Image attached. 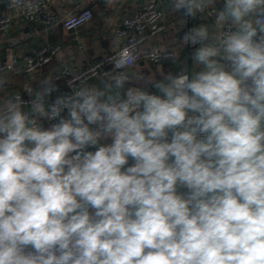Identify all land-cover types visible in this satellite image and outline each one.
Returning <instances> with one entry per match:
<instances>
[{
  "label": "clouds",
  "instance_id": "clouds-1",
  "mask_svg": "<svg viewBox=\"0 0 264 264\" xmlns=\"http://www.w3.org/2000/svg\"><path fill=\"white\" fill-rule=\"evenodd\" d=\"M223 4L200 71L0 107V264H264V0Z\"/></svg>",
  "mask_w": 264,
  "mask_h": 264
},
{
  "label": "crops",
  "instance_id": "crops-1",
  "mask_svg": "<svg viewBox=\"0 0 264 264\" xmlns=\"http://www.w3.org/2000/svg\"><path fill=\"white\" fill-rule=\"evenodd\" d=\"M144 2L145 0H52L53 6L64 17L76 14L85 8H90L94 16L73 30H66L59 24L40 28L37 32L18 8L10 7L5 0H0V17L6 15L11 18L10 26L0 36V60H13V68L1 75L0 107L14 102L18 93L25 94V86L29 84L34 86L36 93L46 87L53 88L51 96L48 97V103H51L57 96L64 95L67 90L66 78L70 74L83 67L88 61L119 48L122 39L115 32L116 25L124 17L132 15ZM158 2L164 11V22L167 27L160 33L149 37L144 47L175 48L178 50V55L174 59L157 65L148 61L135 63L128 69L129 79L124 89L128 87L148 88L152 81L161 80L173 74L170 62L177 59L182 48L186 46L183 36L179 35L186 26V13L183 9L175 8L176 0H158ZM218 7L222 10L224 4L219 2ZM192 17H196L195 28L200 26L208 28V43L213 42L215 37H221V25L223 24H218L217 20L198 11ZM51 43L61 45L60 51L52 61L41 73L26 74L23 70L24 56L32 50ZM192 46L173 66L177 70L176 73H195L201 70V67L191 60L192 53L200 45ZM106 85H112V91H117L115 82L111 81L108 76H92L85 83V87L95 86L99 89H105ZM124 89H119V91L123 93ZM152 91L155 90L152 89ZM22 107L28 111L30 104H23Z\"/></svg>",
  "mask_w": 264,
  "mask_h": 264
},
{
  "label": "built area",
  "instance_id": "built-area-1",
  "mask_svg": "<svg viewBox=\"0 0 264 264\" xmlns=\"http://www.w3.org/2000/svg\"><path fill=\"white\" fill-rule=\"evenodd\" d=\"M10 7L20 10L27 22L33 25L34 30L48 28L61 24L66 30H73L81 24L91 20L94 16L90 8H85L68 17L62 16L53 6L52 0H5ZM224 0H204L202 12L207 17L217 20L219 11L218 3ZM11 24L9 16L0 17V36ZM164 11L158 0H145L144 4L132 15L124 17L117 25L115 32L122 39L119 48L109 54L88 61L66 78L67 90L64 95H70L74 90L85 87L86 81L92 76L113 77L126 75L129 79L128 69L139 61H148L155 65L166 60L174 59L178 55L175 48L161 49L159 47L145 48L144 43L149 37L166 29ZM230 30V22L221 25V36ZM59 43H51L32 50L24 56L23 70L26 74L35 75L41 73L60 51ZM124 62L123 67H116L118 62ZM13 68V60H0L1 75ZM58 78V76H55ZM33 85L25 86V94L18 93L24 104H30V100L36 94Z\"/></svg>",
  "mask_w": 264,
  "mask_h": 264
},
{
  "label": "water",
  "instance_id": "water-1",
  "mask_svg": "<svg viewBox=\"0 0 264 264\" xmlns=\"http://www.w3.org/2000/svg\"><path fill=\"white\" fill-rule=\"evenodd\" d=\"M185 12V11H184ZM186 13V12H185ZM187 15V14H186ZM195 21H196V17H192V16H189L187 15V21H186V26L182 29L181 33L179 34L180 36H184L186 33H188L191 29L195 28ZM178 35V36H179ZM193 46L191 44H187L186 46H184L178 56L177 59L175 60H172L170 62V66L172 68V71H173V74L176 73V69L173 68V66L175 64H177L185 55V53L187 51H189Z\"/></svg>",
  "mask_w": 264,
  "mask_h": 264
}]
</instances>
